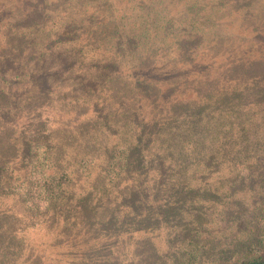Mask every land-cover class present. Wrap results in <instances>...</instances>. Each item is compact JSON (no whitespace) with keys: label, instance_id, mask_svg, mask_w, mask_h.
<instances>
[{"label":"trees","instance_id":"1","mask_svg":"<svg viewBox=\"0 0 264 264\" xmlns=\"http://www.w3.org/2000/svg\"><path fill=\"white\" fill-rule=\"evenodd\" d=\"M17 1L27 12L20 11L19 17L46 6L45 16L51 11L47 21L59 20L66 27L63 34L88 47L90 42L103 44L105 54L100 57L106 59L99 65L104 69L117 68L122 52L127 62L132 61L126 69L127 84L110 83L105 94L110 107H117L114 100L124 90L125 112L119 122L127 134L123 144L106 154L103 165L114 170L117 186L106 194L124 186L127 195L135 193L142 205L159 210L160 219L241 221L248 214L250 193L256 186L259 194L264 192V171L258 172L256 183L252 180L255 171L264 168V0L262 8L248 14L234 0H40L42 5L37 0ZM214 8L225 15H215ZM229 17L239 21L234 33L216 29L208 34L202 29L217 28ZM247 21L257 24L248 31ZM19 42L17 37L13 40L11 53ZM9 44L8 34L1 33L0 47L7 50ZM134 119L139 128H134ZM111 135L104 131L103 142L111 141ZM34 148L28 170L10 173L13 180L0 186V219L11 213L1 210L5 201L32 202L41 211L56 197L60 184L55 172L50 173L52 153L42 143L31 144L30 152ZM131 183L133 191L128 189ZM163 187L170 200L164 212L155 197ZM131 202L124 201L130 213ZM5 222L0 221V264H43L30 254L36 242L26 238L28 232L17 238ZM170 229L161 233L166 239L163 254L146 255L144 264L168 258L172 235L186 233L180 224ZM249 241L235 251L216 254L200 250L197 242L186 264H264V239Z\"/></svg>","mask_w":264,"mask_h":264},{"label":"rangeland","instance_id":"2","mask_svg":"<svg viewBox=\"0 0 264 264\" xmlns=\"http://www.w3.org/2000/svg\"><path fill=\"white\" fill-rule=\"evenodd\" d=\"M37 2L42 5L40 0ZM234 2L235 6H244V13L263 4V0ZM45 7L38 9L39 15L32 12L24 18L19 17L23 15L20 11L27 13L22 3L0 0V35L7 33L10 42L7 50L0 47V186L6 187L13 180L8 177L10 173L22 175L28 170L27 162L36 151L34 148L30 152L29 148L37 143L52 153L50 173L55 172V182L60 184L52 204L41 211L32 202L5 201L1 210L7 208L11 213L0 221H6L8 231L17 238L28 232L26 238L36 242L30 254L43 264H144L148 262L146 255L163 254L166 239L161 233H169L176 224L186 233L172 235L168 258L150 264H186V259L196 253L197 242L200 250L216 254L221 250L235 251L250 238L264 239V192L259 194L257 186L249 197L253 204L241 221L194 223L174 216L160 219L159 210L142 205L135 193L127 195L124 186L106 194V189L117 187L112 177L114 170L109 172L106 163L103 165L106 154L112 146L123 144V134H127L121 129L124 123L119 122L125 112L124 90L114 100L117 107H110L111 99L105 94L110 83L115 82L116 87L127 84L126 69L132 61L127 62L122 52L117 68L104 69L99 65L101 59H106L100 57L105 54L101 49L104 45L90 42L88 47L63 34L61 29L66 27H61L59 20L57 24L49 23L51 11L45 16ZM217 11L213 9L215 15H225ZM229 18L217 28L202 29L208 34L216 29L234 33L239 21ZM252 22H246L248 31L257 24ZM16 37L20 42L11 53ZM115 90L109 89L112 93ZM135 119L134 128H139ZM108 130L112 138L105 143L102 136ZM261 171L264 168L255 171L253 183ZM128 189L133 191L135 184ZM163 190L164 187L155 194L162 201V212L170 205ZM2 192L0 187V195ZM127 199L132 201L131 213L124 204Z\"/></svg>","mask_w":264,"mask_h":264}]
</instances>
